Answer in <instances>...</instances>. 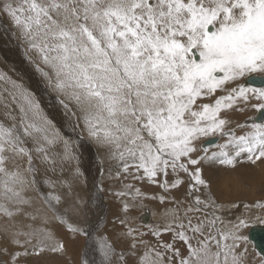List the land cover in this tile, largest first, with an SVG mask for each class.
Instances as JSON below:
<instances>
[{"label": "snow or ice", "instance_id": "snow-or-ice-1", "mask_svg": "<svg viewBox=\"0 0 264 264\" xmlns=\"http://www.w3.org/2000/svg\"><path fill=\"white\" fill-rule=\"evenodd\" d=\"M4 20L69 132L0 73V264H264L241 171L264 165V0H0Z\"/></svg>", "mask_w": 264, "mask_h": 264}, {"label": "rangeland", "instance_id": "rangeland-1", "mask_svg": "<svg viewBox=\"0 0 264 264\" xmlns=\"http://www.w3.org/2000/svg\"><path fill=\"white\" fill-rule=\"evenodd\" d=\"M7 30V28H6ZM8 31V30H7ZM9 32V31H8ZM13 33L11 32V35ZM17 51L16 53L19 54V58H18V62L21 63H25L26 66H28V68L31 70H33L34 68L32 67V65L28 62V60L25 58L24 54H23V48L19 45V48H16ZM21 54V55H20ZM21 56V57H20ZM18 57V56H17ZM20 59V60H19ZM24 66V65H23ZM30 66V67H29ZM25 67V66H24ZM27 68V67H26ZM32 72V71H31ZM36 78L39 79V77L37 76ZM28 79V81L30 82V79L26 77V80ZM34 92H36V94H39L38 92V88H36V91L33 90ZM46 92V91H45ZM47 93V92H46ZM43 94V93H42ZM38 96V95H37ZM50 96V95H48ZM48 96L44 99V95H40L38 96L41 101H42V107L45 109V112L49 115L50 118L54 119V121H56L58 123V125L62 126V130L65 132H69V129L63 125V121L62 118L60 116V108L59 105L56 104V102L53 100V98L50 96V98L52 99V102L49 104L48 101ZM46 100L48 101L47 105L44 106L43 104H45ZM45 101V102H44ZM54 101V102H53ZM248 116L254 115V113L249 112L247 113ZM240 119H244V117H240ZM88 150V149H87ZM94 152L96 153L95 149L93 148ZM88 152V153H86ZM88 154V155H87ZM84 156V157H83ZM92 160L93 162V166H92V162H91V171H95V159H96V155L95 157L92 156L91 153H89V151H85L82 150V161L84 163V161H87L88 159ZM86 159V160H84ZM242 173H244V179L245 181L250 185V191L248 193V198H252L253 196H258L261 194V189L262 187H264V165H261L255 169H252L250 167L247 168H243L241 169ZM257 180V181H256ZM259 187H258V186ZM105 198V199H104ZM103 198L102 204H101V208H102V212L101 215L102 216H108L109 218H111V215L113 212L116 211V208L118 206V202L111 197V194L106 195ZM150 207H152L157 213L160 211L159 206L155 205V204H150ZM132 216L135 218L136 221H134L137 225L143 223V224H147L148 222H143L140 220V217L142 216V212L140 210H135L132 213ZM160 219L159 215H155V218L153 219L154 221L152 223H156L158 222ZM139 224H138V223ZM251 228L246 229L245 230V234L248 235L249 231ZM108 231L111 232L112 231V226L111 224L108 225ZM82 244V241L80 242ZM78 247V246H77ZM249 248L250 250H253V247L251 246V243L249 244Z\"/></svg>", "mask_w": 264, "mask_h": 264}, {"label": "bare ground", "instance_id": "bare-ground-1", "mask_svg": "<svg viewBox=\"0 0 264 264\" xmlns=\"http://www.w3.org/2000/svg\"><path fill=\"white\" fill-rule=\"evenodd\" d=\"M6 28L9 32L6 30ZM11 32L13 33L12 28L9 26L6 20L0 21V73H5L8 76H11L13 79L26 83L32 90L36 91V88H38V92L39 91L40 92L37 95L38 96L44 95V99H45L49 94L44 91L43 86L41 85L39 79L36 78L38 74L35 72V69L31 70L32 71L31 72L28 66L25 65V63L18 62L19 54L16 53L17 51L16 48H19V44L16 41L14 35L13 34L11 35ZM26 77L30 79V82L28 81V79L26 80ZM48 101H49V104L52 102V99L50 98V96H48ZM48 101L47 100L46 102L44 101L45 104L43 105L46 106ZM86 151H89V153H91L92 156L95 157L96 153L94 152L93 148H88V150ZM91 162L92 160H89V159L87 161H84L83 163L84 167L90 170H93L91 169ZM92 166H93V162H92ZM148 218L150 221L149 222L147 221L148 222L147 224L152 223L154 221L153 219L155 218V215L148 216ZM140 219H142V216L140 217ZM141 221L142 220H140V222ZM251 246L253 247L252 243H251Z\"/></svg>", "mask_w": 264, "mask_h": 264}, {"label": "water", "instance_id": "water-1", "mask_svg": "<svg viewBox=\"0 0 264 264\" xmlns=\"http://www.w3.org/2000/svg\"><path fill=\"white\" fill-rule=\"evenodd\" d=\"M143 222L149 221L148 216L143 217ZM248 235L251 237V240L258 246L260 249H264V227H257L255 229H250Z\"/></svg>", "mask_w": 264, "mask_h": 264}]
</instances>
